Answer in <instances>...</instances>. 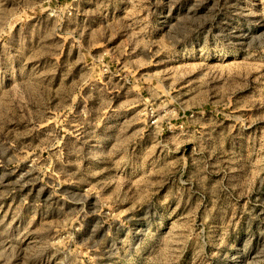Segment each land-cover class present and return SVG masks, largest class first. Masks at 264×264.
Segmentation results:
<instances>
[{"label": "rangeland", "instance_id": "rangeland-1", "mask_svg": "<svg viewBox=\"0 0 264 264\" xmlns=\"http://www.w3.org/2000/svg\"><path fill=\"white\" fill-rule=\"evenodd\" d=\"M0 264H264V0H0Z\"/></svg>", "mask_w": 264, "mask_h": 264}, {"label": "bare ground", "instance_id": "bare-ground-1", "mask_svg": "<svg viewBox=\"0 0 264 264\" xmlns=\"http://www.w3.org/2000/svg\"><path fill=\"white\" fill-rule=\"evenodd\" d=\"M18 239H19V238H18V237H16V238H14V239H13V241H17Z\"/></svg>", "mask_w": 264, "mask_h": 264}]
</instances>
